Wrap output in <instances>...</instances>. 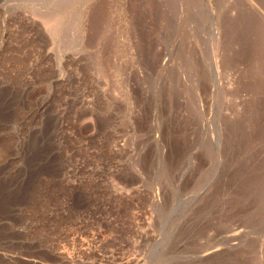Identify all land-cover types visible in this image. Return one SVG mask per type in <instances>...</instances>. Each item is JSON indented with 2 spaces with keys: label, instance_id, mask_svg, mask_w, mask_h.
I'll return each instance as SVG.
<instances>
[{
  "label": "rangeland",
  "instance_id": "obj_1",
  "mask_svg": "<svg viewBox=\"0 0 264 264\" xmlns=\"http://www.w3.org/2000/svg\"><path fill=\"white\" fill-rule=\"evenodd\" d=\"M0 264H264V0H0Z\"/></svg>",
  "mask_w": 264,
  "mask_h": 264
},
{
  "label": "bare ground",
  "instance_id": "obj_2",
  "mask_svg": "<svg viewBox=\"0 0 264 264\" xmlns=\"http://www.w3.org/2000/svg\"><path fill=\"white\" fill-rule=\"evenodd\" d=\"M259 64V63H258ZM257 140H259V139H257ZM259 143V142H258ZM248 148V147H247ZM249 149H251V147L249 148ZM253 149V148H252ZM251 152V151H250ZM245 155V154H244Z\"/></svg>",
  "mask_w": 264,
  "mask_h": 264
}]
</instances>
